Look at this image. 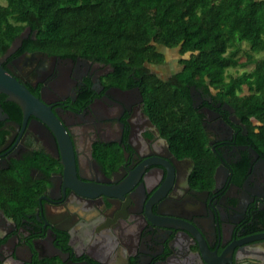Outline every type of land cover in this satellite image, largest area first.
I'll return each instance as SVG.
<instances>
[{"label": "flooded vegetation", "instance_id": "1", "mask_svg": "<svg viewBox=\"0 0 264 264\" xmlns=\"http://www.w3.org/2000/svg\"><path fill=\"white\" fill-rule=\"evenodd\" d=\"M164 64L5 57L45 112L0 94V264H264V150Z\"/></svg>", "mask_w": 264, "mask_h": 264}, {"label": "trees", "instance_id": "2", "mask_svg": "<svg viewBox=\"0 0 264 264\" xmlns=\"http://www.w3.org/2000/svg\"><path fill=\"white\" fill-rule=\"evenodd\" d=\"M4 1L0 56L27 29L26 50L86 58L137 75L147 64H164L163 49L177 50L184 68L175 78L184 88L207 80L253 128V142L264 150V58H253L264 51V0ZM242 43L250 52L243 63ZM248 65L250 72L226 74ZM243 86L248 94H241Z\"/></svg>", "mask_w": 264, "mask_h": 264}, {"label": "water", "instance_id": "3", "mask_svg": "<svg viewBox=\"0 0 264 264\" xmlns=\"http://www.w3.org/2000/svg\"><path fill=\"white\" fill-rule=\"evenodd\" d=\"M30 34V29H27L24 31L19 37H17L11 46L8 48L6 56H10L12 53H14L19 47L22 45V41L27 39L28 35ZM0 59V94L3 93L7 96V99L12 100L19 104L27 113V109L29 107H34L37 110H41L42 112H45V108L42 104L39 103L38 100H36L28 91L27 89L22 86L16 78L8 72L6 69H4L1 66L2 61L5 59ZM5 118V115L3 114V109L0 105V121Z\"/></svg>", "mask_w": 264, "mask_h": 264}, {"label": "rangeland", "instance_id": "4", "mask_svg": "<svg viewBox=\"0 0 264 264\" xmlns=\"http://www.w3.org/2000/svg\"><path fill=\"white\" fill-rule=\"evenodd\" d=\"M1 4H5L4 0H0ZM164 54L166 56V62L164 65L160 66L161 70H170L173 66L176 67L178 63V53L177 50H168V49H163ZM249 47L246 43L241 44V52L238 54V57L240 58V62L243 63L247 59V55L249 54ZM253 58L255 59H263L264 58V51L260 52L258 54H253ZM253 68V65H248L246 67H235V68H230L226 71L227 76L232 75V76H238L243 72H250L251 69ZM249 91L246 86H243L241 94H248Z\"/></svg>", "mask_w": 264, "mask_h": 264}]
</instances>
